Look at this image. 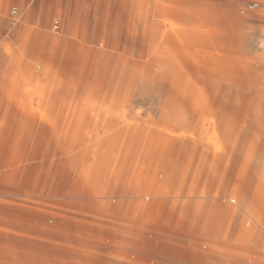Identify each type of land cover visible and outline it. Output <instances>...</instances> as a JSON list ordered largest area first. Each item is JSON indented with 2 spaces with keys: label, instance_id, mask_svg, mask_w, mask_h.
Wrapping results in <instances>:
<instances>
[{
  "label": "rangeland",
  "instance_id": "1",
  "mask_svg": "<svg viewBox=\"0 0 264 264\" xmlns=\"http://www.w3.org/2000/svg\"><path fill=\"white\" fill-rule=\"evenodd\" d=\"M37 2L0 10V264H264V0Z\"/></svg>",
  "mask_w": 264,
  "mask_h": 264
},
{
  "label": "crops",
  "instance_id": "2",
  "mask_svg": "<svg viewBox=\"0 0 264 264\" xmlns=\"http://www.w3.org/2000/svg\"><path fill=\"white\" fill-rule=\"evenodd\" d=\"M29 2V0H0V10H2V9H4L5 8V6L9 3V4H13V5H18V6H21V7H25L26 5H27V3ZM47 4H50V6L51 5H53L54 4V0H38V2L34 5V8H40L41 7V5H46L47 6ZM77 4H79V2L77 3ZM49 6V5H48ZM13 8H16V7H13ZM49 8H51V7H49ZM56 22H59V21H55V23ZM236 44L238 43V44H242V43H239V42H235ZM252 43H254L255 44V42H252ZM248 49V48H247ZM250 49V53L251 54H255V52L256 51H258V50H260L258 47H252V48H249ZM233 52H235V53H239V52H241L242 53V51L243 50H246L245 48H243L242 46H240V45H237V46H235V47H233L232 49H231ZM258 53H259V51H258ZM259 65H260V73L261 74H264V60H263V57H262V55H261V57L259 58ZM247 76V78H249L248 79V81L251 83V85L252 86H254L255 84H257L256 83V81H257V79H256V74L254 73V72H252V73H250L249 75H246Z\"/></svg>",
  "mask_w": 264,
  "mask_h": 264
},
{
  "label": "built area",
  "instance_id": "3",
  "mask_svg": "<svg viewBox=\"0 0 264 264\" xmlns=\"http://www.w3.org/2000/svg\"><path fill=\"white\" fill-rule=\"evenodd\" d=\"M262 5H260L259 3H250L248 6H247V9L250 10V11H257L259 9H261ZM18 9L17 8H12L11 10V13L13 15H17L18 14ZM59 22H56L53 26V29L54 30H59Z\"/></svg>",
  "mask_w": 264,
  "mask_h": 264
}]
</instances>
